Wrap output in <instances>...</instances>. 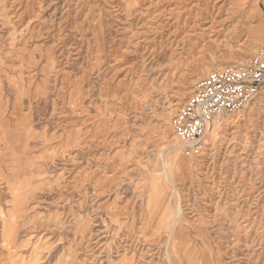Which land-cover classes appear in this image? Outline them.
<instances>
[{
    "label": "rangeland",
    "instance_id": "obj_1",
    "mask_svg": "<svg viewBox=\"0 0 264 264\" xmlns=\"http://www.w3.org/2000/svg\"><path fill=\"white\" fill-rule=\"evenodd\" d=\"M263 41L264 0H0V264H264V95L172 128Z\"/></svg>",
    "mask_w": 264,
    "mask_h": 264
},
{
    "label": "built area",
    "instance_id": "obj_2",
    "mask_svg": "<svg viewBox=\"0 0 264 264\" xmlns=\"http://www.w3.org/2000/svg\"><path fill=\"white\" fill-rule=\"evenodd\" d=\"M264 95V41L248 67L212 72L201 80L188 103L176 114L172 128L187 147L200 156L208 128L223 115L235 114Z\"/></svg>",
    "mask_w": 264,
    "mask_h": 264
},
{
    "label": "bare ground",
    "instance_id": "obj_3",
    "mask_svg": "<svg viewBox=\"0 0 264 264\" xmlns=\"http://www.w3.org/2000/svg\"><path fill=\"white\" fill-rule=\"evenodd\" d=\"M211 130H212V129H211V126H210V127L208 128V132H207V134L210 133ZM207 134H206V135H207ZM182 147H183V145L181 146V145L173 144L172 146H169V149H171L172 151L178 152V149H183ZM185 148H186V147H185Z\"/></svg>",
    "mask_w": 264,
    "mask_h": 264
}]
</instances>
